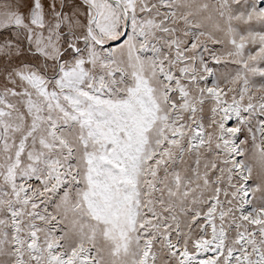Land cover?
I'll return each mask as SVG.
<instances>
[{
    "label": "snow or ice",
    "instance_id": "snow-or-ice-1",
    "mask_svg": "<svg viewBox=\"0 0 264 264\" xmlns=\"http://www.w3.org/2000/svg\"><path fill=\"white\" fill-rule=\"evenodd\" d=\"M0 264H264V0H0Z\"/></svg>",
    "mask_w": 264,
    "mask_h": 264
}]
</instances>
